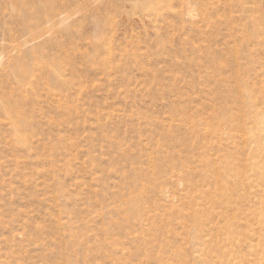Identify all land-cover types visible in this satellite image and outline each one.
Returning <instances> with one entry per match:
<instances>
[{
    "label": "rangeland",
    "instance_id": "obj_1",
    "mask_svg": "<svg viewBox=\"0 0 264 264\" xmlns=\"http://www.w3.org/2000/svg\"><path fill=\"white\" fill-rule=\"evenodd\" d=\"M0 264H264V0H0Z\"/></svg>",
    "mask_w": 264,
    "mask_h": 264
}]
</instances>
